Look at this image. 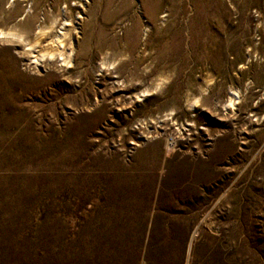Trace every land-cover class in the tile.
Listing matches in <instances>:
<instances>
[{
	"label": "rangeland",
	"instance_id": "374dc122",
	"mask_svg": "<svg viewBox=\"0 0 264 264\" xmlns=\"http://www.w3.org/2000/svg\"><path fill=\"white\" fill-rule=\"evenodd\" d=\"M0 264H264V0H0Z\"/></svg>",
	"mask_w": 264,
	"mask_h": 264
},
{
	"label": "bare ground",
	"instance_id": "6f19581e",
	"mask_svg": "<svg viewBox=\"0 0 264 264\" xmlns=\"http://www.w3.org/2000/svg\"><path fill=\"white\" fill-rule=\"evenodd\" d=\"M44 33H45L44 30H40L39 31V34L41 36L42 35H45ZM68 35H69V32L68 31L62 32L56 38V40L54 42L55 48L52 49L50 52H47V54L50 55V56H58L59 58H62L63 61H65L66 63L71 64L72 63V54L66 48V45H68V44H66V38L68 37ZM69 39H70V37H69ZM28 46H30V45H28ZM31 47L33 49H37L38 46L37 47L36 46H31ZM38 53L40 55L41 51H39ZM39 55L36 56V59H38ZM236 96H237V93L234 92L233 97H236ZM234 101H235V99L234 98H231L230 102L232 104H234Z\"/></svg>",
	"mask_w": 264,
	"mask_h": 264
}]
</instances>
